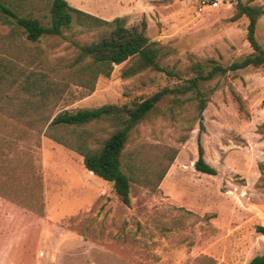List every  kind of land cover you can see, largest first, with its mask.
I'll list each match as a JSON object with an SVG mask.
<instances>
[{
	"label": "rangeland",
	"instance_id": "1",
	"mask_svg": "<svg viewBox=\"0 0 264 264\" xmlns=\"http://www.w3.org/2000/svg\"><path fill=\"white\" fill-rule=\"evenodd\" d=\"M66 1L109 21L105 27L115 18L125 26L144 21L146 36L159 47L160 64L179 77L150 69L124 76L133 63L127 59L89 86L69 65L74 44L95 40L101 27L73 20L60 36L30 42L20 34L17 48L4 38L8 27L0 24V46L22 52L17 59L0 51L10 66L0 81V264H246L264 254L259 230L264 227V67L248 66L203 82L208 101L201 130L187 93L173 117L166 97L130 131L123 172L147 175L154 183L166 171L156 187L131 179L129 205L112 182L84 168L79 154L16 116L35 98L21 89L26 77L40 79L49 90L42 114L51 116L64 109L128 103L172 87L192 75L195 61L227 65L242 58L251 48L247 18L234 17L237 0H217L216 6L212 0ZM240 1L264 8V0ZM38 5L23 14L47 25V2ZM255 37L264 49V13ZM80 129L89 132L90 148L113 131L107 121ZM197 137L215 174L193 167ZM126 163L136 165L133 176Z\"/></svg>",
	"mask_w": 264,
	"mask_h": 264
},
{
	"label": "trees",
	"instance_id": "2",
	"mask_svg": "<svg viewBox=\"0 0 264 264\" xmlns=\"http://www.w3.org/2000/svg\"><path fill=\"white\" fill-rule=\"evenodd\" d=\"M43 0H0V24L8 27L4 36L11 40L15 46L19 45L18 36L30 42L38 41L45 35L62 34V30L69 27L74 20L78 25L87 28H99L101 31L95 40L87 43H75V55L70 67H75L76 73L85 84L92 83L99 75L109 76L113 66L127 59H133L132 65L124 70V76H131L145 69L161 71L170 77H179L176 71L162 66L159 62V47L156 42L149 41L144 32L145 23L125 26L120 18H115L111 27L109 21L71 6L66 0H46L49 21L47 25L27 14L24 10H38L39 3ZM264 13V8L259 5L249 4L237 0L234 4V17L241 15L247 18L245 38L251 52L227 65H222L214 60L206 62L195 61L191 64L192 75L182 79L172 87H163L152 94L134 98L123 104H102L93 108H80L76 110H61L54 115L44 116L43 105L50 101L51 94L47 87L38 78L26 77L21 89L35 96L16 110V116L26 119L28 128L43 132L57 144L72 150L82 157L84 168L103 180L112 182L113 188L123 204L129 205V186L131 179L146 186L156 187L166 170L158 174L157 180L150 183L147 175L131 177L121 168V157L130 131L142 120L157 109L158 104L166 97L170 98L167 109L169 116L175 115L185 99L181 96L191 93L195 109L198 113V128L201 130V114L208 101L202 83L215 76H222L228 72L240 70L248 66L264 67V49L255 37L257 20ZM3 39V38H2ZM16 41V42H15ZM4 46V45H3ZM0 46L3 55L15 54L17 59L22 57L18 49L9 51ZM10 73V66L0 59V81L5 80ZM7 74V75H6ZM36 92V93H35ZM54 90H51L53 93ZM35 104V105H34ZM41 121L37 123V121ZM97 121H107L113 131L101 141L97 148L88 146L89 132L85 129L77 130L85 124ZM45 127V128H44ZM264 135V129L260 132ZM174 156H170L168 165ZM126 168L133 176L135 164L126 163ZM196 171L215 174V169L203 158V149L197 137V157L193 162ZM264 233V227H259ZM246 264H264V254L251 257Z\"/></svg>",
	"mask_w": 264,
	"mask_h": 264
},
{
	"label": "built area",
	"instance_id": "3",
	"mask_svg": "<svg viewBox=\"0 0 264 264\" xmlns=\"http://www.w3.org/2000/svg\"><path fill=\"white\" fill-rule=\"evenodd\" d=\"M217 4H218V1L217 0H212L211 1V5L216 6Z\"/></svg>",
	"mask_w": 264,
	"mask_h": 264
},
{
	"label": "crops",
	"instance_id": "4",
	"mask_svg": "<svg viewBox=\"0 0 264 264\" xmlns=\"http://www.w3.org/2000/svg\"><path fill=\"white\" fill-rule=\"evenodd\" d=\"M89 172V171H88ZM89 173H91V172H89Z\"/></svg>",
	"mask_w": 264,
	"mask_h": 264
}]
</instances>
